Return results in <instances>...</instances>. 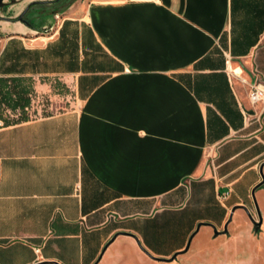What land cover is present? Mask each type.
I'll use <instances>...</instances> for the list:
<instances>
[{
	"label": "crops",
	"instance_id": "obj_1",
	"mask_svg": "<svg viewBox=\"0 0 264 264\" xmlns=\"http://www.w3.org/2000/svg\"><path fill=\"white\" fill-rule=\"evenodd\" d=\"M14 15L0 22V95L28 99L0 100L22 115L0 126V264H92L107 237H139L137 219L211 177L207 153L220 168L257 137L240 79L264 83V0H88L50 34ZM51 77L78 101L28 115ZM259 177L244 166L232 204Z\"/></svg>",
	"mask_w": 264,
	"mask_h": 264
},
{
	"label": "rangeland",
	"instance_id": "obj_2",
	"mask_svg": "<svg viewBox=\"0 0 264 264\" xmlns=\"http://www.w3.org/2000/svg\"><path fill=\"white\" fill-rule=\"evenodd\" d=\"M25 1L27 0L13 2L7 0L10 3L0 10V22L5 19L4 16L14 15L5 11L10 4L20 3L11 19L20 22H23V19L30 20L35 25V34H50L58 30L64 21L82 20L88 0H30L28 4L24 3ZM22 12V18L18 19ZM96 52L99 58L105 59L99 49ZM240 80L245 84L248 95L249 85L245 80L250 81V78ZM48 84V89L35 94L34 101L40 105L27 112L28 115L49 113L70 106L72 101H78L73 88L66 85L63 79L51 77ZM244 108L251 111V118H256L255 126L259 128L256 132L257 137L248 140L252 143L251 147L237 159L220 168L214 166L213 157L207 153L204 157L207 171L205 175L210 172L211 177L200 176L201 178L185 180L167 201L158 205L161 209L153 217L137 219L139 239L152 254L169 257L175 250L183 248L189 234L200 220L212 222L218 230L223 229L234 205L232 202L235 198H232L231 193L235 186L231 181L244 166L253 164L258 169L260 163L264 161V106L260 102L252 104L249 101ZM12 114L13 112L6 107H0L2 119H16L22 116L20 113ZM247 159L249 160L246 162ZM240 162L244 163L234 172L221 176V173L229 171L232 165ZM260 179L261 176L258 181ZM254 184L239 191L240 197L237 198L239 202L235 204L246 205L253 218L258 220L251 196ZM221 191H226L225 195L228 197L223 198ZM255 196L262 215V222L258 227L244 208L237 207L226 232L214 233L212 226L201 225L193 236L188 250L178 254L171 261H160L150 257L138 246L134 237L125 235H119L107 246L101 260L105 264H264V183L256 188ZM111 236L103 241L100 250Z\"/></svg>",
	"mask_w": 264,
	"mask_h": 264
},
{
	"label": "water",
	"instance_id": "obj_3",
	"mask_svg": "<svg viewBox=\"0 0 264 264\" xmlns=\"http://www.w3.org/2000/svg\"><path fill=\"white\" fill-rule=\"evenodd\" d=\"M11 2H13L14 0H10ZM8 3L10 2H7V0H0V10L3 9L4 7H6L8 5ZM22 14H19L18 15V19H21L22 18ZM25 24L29 25V26H32L34 25L33 23H31L30 20H25L23 19L22 20ZM36 32V30H35ZM263 166H264V161L260 163L259 165V172H260V176H261V179L253 185V187L251 188V196L253 198V201H254V204H255V207H256V210H257V214H258V220H255L253 218V216L251 215L250 211L248 210L247 206L244 205V204H234L232 207H231V210H230V213L227 217V220L225 221L224 223V226H223V229L222 230H218L215 226V224H213L212 222L210 221H204V220H200L196 223V226L195 228L191 231V233L189 234L187 240H186V243H185V246L181 249H178V250H175L173 252V254L169 257H162V256H156L154 254H152L147 248L144 247V245L141 243L139 237L131 232V231H116L112 234V236L105 242V244L102 246L98 256L96 257V259L94 260V262L92 264H96L100 258L102 257L104 251L106 250L107 246L116 238V236L118 234H128V235H131L134 237L136 243L138 244V246L147 254L149 255L150 257L154 258V259H157V260H160V261H171L173 260L178 254L180 253H184L188 250L189 246H190V243L192 241V238L193 236L196 234V232L198 231L199 227L201 225H210L212 226L213 228V231L214 233H224L227 231V225L229 223V221L231 220L232 218V215H233V212L234 210L237 208V207H242L246 210V212L248 213L250 219L252 220V222L255 224L256 227L260 226L261 222H262V215H261V212H260V209H259V206H258V203H257V200H256V196H255V190L257 187H259L261 184L264 183V172H263Z\"/></svg>",
	"mask_w": 264,
	"mask_h": 264
},
{
	"label": "built area",
	"instance_id": "obj_4",
	"mask_svg": "<svg viewBox=\"0 0 264 264\" xmlns=\"http://www.w3.org/2000/svg\"><path fill=\"white\" fill-rule=\"evenodd\" d=\"M249 85L248 98L252 104L258 102L262 103L264 106V83L259 80H245ZM4 125V120L0 118V126ZM225 194H222V197L225 198Z\"/></svg>",
	"mask_w": 264,
	"mask_h": 264
},
{
	"label": "trees",
	"instance_id": "obj_5",
	"mask_svg": "<svg viewBox=\"0 0 264 264\" xmlns=\"http://www.w3.org/2000/svg\"><path fill=\"white\" fill-rule=\"evenodd\" d=\"M5 80H6V78L0 77V85H2ZM13 98L14 97L10 93H3L0 95V100L4 101L7 105H9L11 107H15V105L20 103V100L25 102L28 99L25 96L18 97L17 99L16 98L13 99Z\"/></svg>",
	"mask_w": 264,
	"mask_h": 264
},
{
	"label": "flooded vegetation",
	"instance_id": "obj_6",
	"mask_svg": "<svg viewBox=\"0 0 264 264\" xmlns=\"http://www.w3.org/2000/svg\"><path fill=\"white\" fill-rule=\"evenodd\" d=\"M31 23H33V22L31 21Z\"/></svg>",
	"mask_w": 264,
	"mask_h": 264
}]
</instances>
